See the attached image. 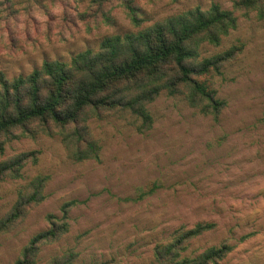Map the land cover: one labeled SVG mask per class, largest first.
Here are the masks:
<instances>
[{
  "label": "clouds",
  "instance_id": "clouds-1",
  "mask_svg": "<svg viewBox=\"0 0 264 264\" xmlns=\"http://www.w3.org/2000/svg\"><path fill=\"white\" fill-rule=\"evenodd\" d=\"M0 264H264V0H0Z\"/></svg>",
  "mask_w": 264,
  "mask_h": 264
}]
</instances>
